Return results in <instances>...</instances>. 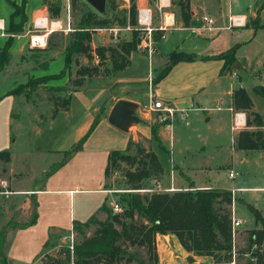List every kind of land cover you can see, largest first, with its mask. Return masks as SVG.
Masks as SVG:
<instances>
[{
	"label": "rangeland",
	"instance_id": "obj_1",
	"mask_svg": "<svg viewBox=\"0 0 264 264\" xmlns=\"http://www.w3.org/2000/svg\"><path fill=\"white\" fill-rule=\"evenodd\" d=\"M61 1L62 10L59 20L64 23L67 15V0ZM179 1L181 0H171L175 12L171 11L183 24ZM145 2L151 8L155 4V0H145ZM255 2L258 3L256 9L259 13L264 7V0H255ZM68 3L71 31L68 33L59 31L47 33L42 46H35L30 43L31 36H42L45 32L42 28H34L33 22L26 21L25 29L12 37L14 41L9 51V63L0 71V98L5 93L22 87L20 95L9 96L0 106V151L8 150L10 153L9 162H0V182H7L11 190L19 193L9 199H0V232L5 228V255L8 264H53L56 259L63 260V249L69 248L71 242L72 244L81 242L83 236L90 237L96 228L94 225L82 228V235L76 231H67L65 229L69 228L71 217L72 219H82L89 214L98 220L97 218L103 216L105 218L106 215L99 211L102 203H105L109 209L114 202L121 206L124 205L120 202V197L125 192L122 190L129 188L125 182L124 173L130 169V166L120 163L115 170L110 171L107 179L104 175L108 155L112 151H124L123 131L121 132L110 125L108 118H103L110 114V109L120 101L118 100L120 97H133L139 102L137 104L123 100L136 105V107L130 108L131 119L127 123L155 127L158 135L160 126L167 125L168 122V120H161L162 113L159 112H150V118L144 116L145 109L150 102L148 93L150 90H147L148 101L144 100L143 102L138 94L129 93L137 92L138 89L114 84L117 72H111L110 51L105 52L106 59L98 63H95L93 59L88 60L82 56H74L69 72H66L62 78L48 81L34 89L30 87V80L45 75L58 74L63 69L65 47L71 39L70 34L78 28L77 24L84 13L91 12L96 15L98 20L106 21V24L101 26L91 25L88 27L87 30L91 32L90 46L92 49L103 48L118 51L120 44L131 40L132 32L130 31H121L116 40L111 32L113 28L122 30L129 24V3L121 0H106L102 13L97 12L85 0H69ZM139 3L137 0V7ZM2 4L7 3L5 0H0V7ZM153 13L156 16V13ZM201 15L199 14L197 17ZM46 16L49 21H53L49 18L47 10ZM6 28L7 25L4 24L3 30H0V49L9 37ZM226 34L227 32H222L221 38L223 39ZM22 35L24 37L19 38ZM159 37V34L155 33V41ZM138 45L137 50L133 52V54L135 53L133 57H147L146 53L138 48ZM263 46L264 31L258 33L256 40L248 47H237L235 56L244 58L249 66L255 65L256 61L262 57ZM79 66L96 68L97 72L84 76L82 85L78 87L74 81L80 79L76 75ZM162 70L160 69L158 73L152 74L148 78L151 87L154 78ZM149 71L151 72V63L149 64L147 59H139L135 66H131L126 71V76L135 75V77L143 79L147 77ZM222 71V75L228 74L231 77L230 82H235L231 88L229 83L224 88V93L231 89V106L233 93L237 89L243 88L253 102V110L259 114L264 124V98L253 92V88L256 86L264 87V65L251 69L248 74L245 72L243 78H240V75L244 70L236 60L231 65H223ZM147 83L149 87V81ZM55 88H60V90H55ZM228 98L229 95H225V100ZM66 100L70 101L69 105H64ZM224 107L227 106L220 105L216 109L219 108L222 111ZM233 112L243 113L246 125L248 114L243 111L233 110ZM96 116L102 118L88 135L85 144L67 158L79 140L86 134L89 125L83 133L81 132L82 128ZM188 121L190 123V117H188ZM224 121L225 123L220 121L219 128L212 122L208 124V127L195 130L194 133L190 125L187 126L184 134L182 132H179V135L174 133V138L175 136L181 138L187 145V151L191 157L193 154L198 156V160H194L190 166L192 170L198 171L200 174L198 178L196 177L197 185L172 164V177L164 176L163 171L161 178H150L145 182L146 190L151 191H141L140 193L142 195L152 194L159 192L157 191L159 189L174 192L188 188L190 184H193L196 189L204 190L222 186L218 182L207 185L206 175L209 171H212V175L218 173L225 185H229L231 182L234 187L253 189L246 190L244 193L236 192L233 195L235 202L232 200V205L226 208L232 211L234 206L236 216L238 215L245 223L243 226L241 224L237 227L238 231L234 235L238 264H260L256 261L257 257H253L255 249L252 252L247 250L248 233L252 230L250 218L252 220L254 218L245 206L247 204L245 196L250 197L259 194V192L264 193V150H238V135L248 127L246 125L239 131H232V122L230 123L226 118ZM262 132L264 135V127ZM170 135L172 136V133ZM142 139L137 142L138 145L144 147L146 151H152L150 140ZM135 151L136 147L132 145L126 153L133 155ZM64 160H66L64 164L50 174L51 169ZM228 171L235 175L233 181L230 178V181L228 180ZM106 183L109 190H107L108 199L104 201L105 195L95 190L104 189ZM37 190L43 191V193L36 196ZM239 195L243 197H237ZM34 202L37 204L36 212H39L40 219L37 223L36 220L31 226L25 227L32 218ZM46 237L48 245L43 249L42 244ZM126 247L135 256L134 262L131 264H136L141 259H147L145 249ZM246 251L248 254L244 256L243 253ZM258 252L259 254L264 253L261 250ZM252 257L253 260L250 261ZM262 260L264 261V254Z\"/></svg>",
	"mask_w": 264,
	"mask_h": 264
},
{
	"label": "trees",
	"instance_id": "obj_2",
	"mask_svg": "<svg viewBox=\"0 0 264 264\" xmlns=\"http://www.w3.org/2000/svg\"><path fill=\"white\" fill-rule=\"evenodd\" d=\"M136 1L129 0V24L132 27L136 25L138 10ZM43 4L46 7L49 18L58 20L62 10V1L44 0ZM178 5L183 25L188 26L190 22L189 0H181ZM12 7L14 12L6 28L9 37L0 49V71L10 60L9 51L13 43L11 35L21 33L26 22L24 5L17 6L12 4ZM103 24H106V21L98 20L95 14L91 12L84 13L77 24L78 28L70 34L71 39L65 47L63 69L58 74L45 75L30 80V87L34 89L48 81L62 78L66 72H69L74 56H82L91 60L93 52L90 46L91 32L87 29L91 25L101 26ZM138 42L139 34L133 31L131 40L120 44L118 51L97 48L95 52L100 58L99 62H101V60L106 59L105 52L110 51L111 72H118L129 66V56L137 50ZM237 47L234 46L226 52L215 56L214 59L223 60L224 66L231 65L236 60L235 50ZM192 60L193 57L191 55L183 52L171 53L165 68L154 78L153 85L163 79L174 65ZM75 63L77 62L75 61ZM92 72H97V69L79 66L76 75L80 79L75 80L74 84L78 87L81 86L83 77ZM107 73L109 72L107 71ZM56 89L60 90V88ZM253 92L264 98V87L256 86L253 88ZM21 93L22 87H19L5 93L3 97L17 96ZM69 103L70 101L66 100L64 105H69ZM232 108L248 114L246 121L248 129L239 133L237 149L240 151L264 150L263 121L259 114L253 110L252 100L243 88H239L233 93ZM99 120V116L93 119L86 134L79 140L67 158L81 149ZM150 129L152 137L160 149L164 151L160 137L156 132L157 128L151 127ZM132 145L136 147L135 153L133 155L127 154L126 152ZM9 160L10 153L1 151L0 162H9ZM65 161L56 164L51 169L50 174L59 169ZM120 163L130 166V169L124 173L125 182L129 188L122 190L125 191L124 195L120 197V202L124 204L120 205L122 212L114 213L111 208L109 209L104 204L101 208V211L106 214L104 221L91 218L84 224L74 223L72 231H76L80 235H82V228H87L90 225H94L96 228L90 237L83 236L81 242L73 244L72 252L68 248L63 249L64 259H56L53 264H131L134 262L135 256L127 250L126 246L146 250L147 259L138 260L136 264H157L155 237L156 235L167 234L174 235L185 251L197 256L211 257L215 264H230L235 260L238 254L234 247L233 215L232 211L226 208L232 205V194L230 191L196 189L193 184H190L188 188L174 192H154L142 195L140 192L141 190H146L145 182L147 180L163 176L162 165L155 153L146 151L137 142L129 140L124 151H112L108 155L104 171L106 179L110 171L115 170ZM104 190H109L107 183L104 185ZM36 206L37 204L34 202L32 218L25 227L31 226L36 221ZM245 206L253 215L255 223L260 224L259 229H252L248 233L247 250L252 252L255 249L253 257H257L256 261L264 264L262 260L264 254V218L254 206L250 204ZM5 244L4 228L0 232V264H8L5 255ZM47 245L48 242L46 241L43 244V249ZM260 250L263 254H259L258 251ZM243 254L247 255L248 251ZM253 257L250 261L253 260Z\"/></svg>",
	"mask_w": 264,
	"mask_h": 264
},
{
	"label": "crops",
	"instance_id": "obj_3",
	"mask_svg": "<svg viewBox=\"0 0 264 264\" xmlns=\"http://www.w3.org/2000/svg\"><path fill=\"white\" fill-rule=\"evenodd\" d=\"M43 2L44 0H5V3L7 4H2L0 7V19H2L3 25L5 24L8 26L10 17L14 12L12 4L17 6L24 5V14L26 16L27 22H34L36 19L47 18L46 8ZM128 3L129 0H127V4ZM138 3V9L149 7L145 0H138ZM257 6L258 3H256L255 0H189L190 22L188 26H184L180 21H178L176 14L174 13L176 18L175 28L172 31L166 33L163 38L156 39V51L151 59H148L145 56L133 57L135 53L130 55L129 66L115 74L114 78L116 79L114 84H118V86H132V89H138L139 91L137 92L133 91L132 93H129L138 94L139 98L143 102L144 100L145 102L148 101V93H151L154 96L155 102L166 104L177 110H185L187 113V118L184 119L183 116L177 113L175 114L173 120H168L167 125L160 126L158 130V136L160 137L164 151L160 149L151 135L149 125L146 124L138 126L132 125L128 128V131H121L124 135L123 150L126 149L129 140H132L133 142H138L142 138L144 140H150V148L160 161L164 171V176L172 177L173 164L179 170H181L183 175L190 179L191 182H193L195 185L198 184L196 177L198 178V175L200 174L198 171L192 170V167H190L194 160H198V156L193 154L191 157L188 154L187 145L182 141L181 138L176 136L174 138V133L179 135L178 133L182 132L184 134V131L189 125L191 126V129L194 133L195 130L208 127V124L212 122L219 128L220 121L222 120L225 123V118L228 119L230 123L232 122L234 109L232 108L230 102L231 89L230 91L224 93V88L227 83L230 84L231 88L234 86L235 82H230L231 77L228 74L222 75L224 61L214 58L215 56L226 52L234 46H241L242 48L248 47L256 40L258 33L264 31V7L261 9V11H259V13H257ZM171 10H174L175 12L172 2ZM199 14L211 16L215 20L216 26L220 28V30H217L213 34H201L199 31L194 30L198 26H201L200 18L202 15L197 17ZM230 15L242 17L244 24L240 27H232L231 29H228V17ZM25 24L23 30L25 29ZM221 31L227 32L223 39L221 38ZM23 37L24 36L22 35L19 38ZM39 38H42L44 42L46 39V34L39 36ZM173 52H183L185 54L191 55L193 60L190 62H180L174 65L163 79L158 81V83L155 85L152 84V87H148V78L151 77L152 74L158 73L160 69L165 68L169 60V55ZM139 59H147V62L149 64L151 63V72L149 71L147 77H144L143 79L140 77H135V75L126 76V71L131 66H135ZM235 59L236 62L240 64L242 70H244L243 74L240 75V78H243L245 72L248 74L251 69L259 68L260 66L264 65V48L262 50L261 59H258L255 65L249 66L246 60L238 55L235 56ZM231 80L234 81V79ZM134 85H136V87H133ZM147 90H150V92L148 91L147 93ZM225 95H229L227 100H225ZM8 97L9 96L0 99V106ZM118 100H127L137 104L139 103L136 101V99L134 100L133 97L128 96L120 97ZM220 105L227 107H224V109L220 111L219 108L216 109V107ZM108 116L109 114H107L105 117L103 116V118H108ZM144 116L150 118V113H144ZM188 117L191 118L190 123L188 121ZM92 121L93 120L88 121L85 127L82 128V133L85 131L88 125L90 127V123H92ZM186 122L188 125H186ZM170 132L172 133V136L170 135ZM210 160H212V157H210ZM230 172L231 171H228L229 181ZM211 173L212 171L207 172V185H213L215 182H218L222 186L215 187L216 189L227 191H230L231 189H238L241 191H236L237 193L246 192L247 189L238 186L234 187L231 182L229 185H225V182L221 180V177L218 175V173L215 175H212ZM234 179L235 176L233 179H231V181ZM251 190L253 189L247 191ZM95 191L105 195L104 201H107V190L102 189ZM41 193H43V191L37 190L35 195L37 196ZM237 197L242 198L243 196L239 195ZM245 197L247 199L246 203L258 209L264 218V193L259 192L257 195ZM104 204L105 203H102L99 207V211L103 213V215L104 212L101 211V208ZM232 215L235 219L242 223V226L245 224L243 219H240L238 215L236 216V210L234 206L232 207ZM91 218L95 217L89 214L82 219H72L71 217V224L69 228L65 230L69 231L71 230L74 223L84 224ZM105 218L103 216L102 218L97 219L98 221H104ZM39 219L40 214L37 212L36 223ZM250 220L251 229L260 228V224H256L255 220H252L251 218ZM46 240L47 237L43 241V244L46 242ZM235 243L236 238L234 241V247ZM155 247L157 264H215L211 257L197 256L193 253L185 251L178 242L177 238L171 234L156 235ZM232 262L233 264H238L237 256Z\"/></svg>",
	"mask_w": 264,
	"mask_h": 264
},
{
	"label": "built area",
	"instance_id": "obj_4",
	"mask_svg": "<svg viewBox=\"0 0 264 264\" xmlns=\"http://www.w3.org/2000/svg\"><path fill=\"white\" fill-rule=\"evenodd\" d=\"M123 2H127V0H121ZM69 0H67V15L65 17V21L58 20H53L49 21L48 18H41V19H36L34 23V28H42V30L45 32L46 36L47 33H55V32H63V33H68L71 31L70 29V15H69ZM156 13L155 14L153 13ZM201 26H198L194 30L199 31L201 34H213L217 30H220L216 26L215 20L208 15H202L200 18ZM175 23H176V18L175 14L171 11V0H155V4L153 8L151 7H146V8H140L137 10V16H136V25L131 26L130 24H127L123 29L121 30L120 28H113L111 29L112 36L116 40L117 37L119 36V33L125 32V31H136L139 34V45L138 48L141 49L146 53V56L148 59H151V57L155 53V33L159 34V38H163L166 33L172 31L175 28ZM228 29H231L232 27H240L244 24V20L240 16H235V15H230L228 17ZM64 24V26H63ZM0 30H3V23L0 21ZM15 35H12L14 37ZM30 43L31 45L39 46L43 44L42 38H39V36L34 35L31 36L30 38ZM92 59L95 63H98L100 61V58L98 54H96L95 49H93L92 52ZM149 85L151 86L150 80ZM149 105L146 107L144 113H150V112H159L164 114L163 116L161 115V120H173L175 114H180L181 116L184 117V119L187 118V113L185 110H177L175 108H171L170 106L163 104V103H158L154 101V96L149 93ZM231 110V109H230ZM186 125L188 123L186 122ZM245 125V116L241 112H234L233 113V120H232V131H239L242 128H244ZM233 172L229 173V178L233 179L234 178ZM141 191H151V190H141ZM159 192H167L168 190H157ZM236 191H241L238 189H231L230 192L232 194V200L233 195ZM19 194L18 192H14L9 188L7 185V182L1 181L0 182V199H9L13 195ZM111 209L114 213H121L122 212V207L118 205L117 203H113L111 205ZM242 223L235 219L234 217L232 218V227H233V232L234 235L236 233L237 227H239ZM72 230V228H71ZM70 230V231H71ZM73 237V235L71 234ZM71 252L73 251V244L71 242V245L68 248ZM230 264H233L231 262Z\"/></svg>",
	"mask_w": 264,
	"mask_h": 264
},
{
	"label": "water",
	"instance_id": "obj_5",
	"mask_svg": "<svg viewBox=\"0 0 264 264\" xmlns=\"http://www.w3.org/2000/svg\"><path fill=\"white\" fill-rule=\"evenodd\" d=\"M91 7H93L97 12L102 13L104 11L106 0H85ZM136 107L135 104L126 102L123 100L118 101L110 111L108 116V122L115 128L121 131H128V128L132 124L127 123L131 119L129 116L130 108Z\"/></svg>",
	"mask_w": 264,
	"mask_h": 264
}]
</instances>
